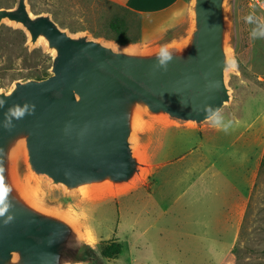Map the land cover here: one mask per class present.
Masks as SVG:
<instances>
[{
  "label": "water",
  "instance_id": "water-1",
  "mask_svg": "<svg viewBox=\"0 0 264 264\" xmlns=\"http://www.w3.org/2000/svg\"><path fill=\"white\" fill-rule=\"evenodd\" d=\"M3 22L30 48L42 43L51 64L0 88V264H83L101 252L42 180L64 195L123 190L142 177L156 124H198L228 103L229 0H189L180 22L128 46L73 34L27 0L0 7Z\"/></svg>",
  "mask_w": 264,
  "mask_h": 264
},
{
  "label": "rangeland",
  "instance_id": "rangeland-1",
  "mask_svg": "<svg viewBox=\"0 0 264 264\" xmlns=\"http://www.w3.org/2000/svg\"><path fill=\"white\" fill-rule=\"evenodd\" d=\"M15 3L16 0H0V7L10 8ZM27 3L32 14L48 13L60 27L73 34L88 32L93 38L121 45L115 40L108 25L114 16L124 17L127 24H130V35L137 34V22L132 14L107 0H27ZM229 5L233 39L231 56L235 68L227 73V85L231 95L228 103L214 116L198 124L171 121L156 124L146 150V169L142 177L123 190L95 196L64 195L61 188L53 185L48 189L45 179L42 180V190L47 197L71 205L83 218L91 242L99 252L98 245L101 240L117 237L124 246L121 253L110 260L90 252L89 261L83 264H264V5L255 4L252 0H229ZM26 41L27 35L22 28L6 22L0 24V88L7 89L14 79L26 77L31 72L45 71L48 74L51 55L45 52L42 43L38 42L30 48ZM134 44L137 42L121 46ZM230 115L241 121L238 126L244 128V138L226 150L234 136L229 127ZM212 124L217 132L207 134L201 146L206 156L203 165L209 168L213 165L211 178L208 177V169L203 174L202 184L198 183L188 189H183L184 183H164L163 175L166 173L178 178L180 170L179 165H176L157 173L159 184L155 188V197L148 203L138 201L129 206L136 212L134 215L128 213L129 207L127 210L124 208V202L116 204V197L122 193L140 186L148 188L152 168L158 161L157 151L165 127L188 125L205 128ZM247 125L250 128L245 130ZM157 130L158 134L161 132L159 135ZM252 133L253 139L251 136L247 137ZM185 136L182 143L190 150L201 142L198 131H190ZM257 153H260L259 166L248 187L249 197L243 221L234 242L228 247L224 244L218 246L220 235L217 233L223 234V242L230 243L233 230L226 231L222 224H216V219L223 214L217 211V200L214 197L212 200L210 196L245 195L247 182L244 177L255 167ZM199 185L204 187H198ZM182 189L185 195L172 207L177 213H165L163 208L169 206L170 200L167 197L162 198V193L169 192L171 196H175ZM203 192L209 197V201H213L211 212L187 210V198L191 194L197 196ZM201 204L199 201L196 205ZM133 227L141 232L138 238L132 235ZM203 232L205 238L201 236ZM209 244L216 245L212 248L217 252L210 253ZM225 248H228V255L223 261H219L220 250L223 252ZM131 257L136 262L131 263Z\"/></svg>",
  "mask_w": 264,
  "mask_h": 264
},
{
  "label": "crops",
  "instance_id": "crops-1",
  "mask_svg": "<svg viewBox=\"0 0 264 264\" xmlns=\"http://www.w3.org/2000/svg\"><path fill=\"white\" fill-rule=\"evenodd\" d=\"M107 1L113 2L116 5L123 7L126 11L132 14V16L135 18L137 22V34L135 35V37L137 38L136 42L140 43L158 36L159 34L165 32L167 29L172 28L174 25L180 22L184 17L189 0H107ZM164 25H166L165 28ZM128 26H129V30H131L130 24H128ZM228 118L231 121L229 123V127L232 129V134H234V136L232 137L231 145L227 147L226 150L235 146L237 141L242 140L244 138L243 137L244 128H239L238 126L241 124L239 118L232 115L228 116ZM247 128L249 129L250 127H248L247 125L245 130H247ZM215 129L216 128L214 127L213 124L211 125V127L209 125L205 128H194L188 125H171L165 127L161 133L162 134L161 145L159 146V150L157 151L158 161L156 162L155 166L152 168L151 179H150L151 182L148 188L140 186L137 189H131L129 191H126L116 197L117 203L116 202L115 203L118 205L119 203L123 204L124 202V208L126 210L127 207L133 205L134 202L137 203L138 201H140L141 203H143L145 201L146 203H148L153 197H155V188L159 184V180L157 179V173L160 170L162 171L165 169L167 170L169 168H173L176 165H179L180 175L176 179L175 177H172V175L166 173L163 175L164 183H170L173 181H174L173 184L184 183L183 189H188L189 187L191 188L193 186H197L198 183L202 184L201 182L204 181L203 174L208 169L210 172V175L208 177L211 178V176H213L211 173V169L213 165L211 168L203 165V161L206 156L202 152L203 147L201 146L203 145L202 142L203 138L207 134H212V133L215 134L217 132L215 131ZM182 130H185V133H182ZM190 131H198L201 135L200 138L201 142L199 143V145L193 146L194 148H192L191 150L190 148H186V146L182 143L183 139H185L186 137L185 134H189ZM249 136H251L253 139V133L251 135H247V137ZM176 138L182 140L175 141ZM246 143L248 144V146L250 145L247 138H246ZM255 160H256L255 167H253L251 171L247 174V176L244 177V180H246L247 182L245 187V191H246L245 195L233 194L231 196H226L220 194L216 196L215 195L210 196L212 200L213 197L217 200L216 204L217 206H219L217 211L223 214L221 218L219 217L216 219V224L218 223L222 224L223 228L226 231L230 229L233 230V236L231 238L230 243L227 241L223 242V240H225V237H223V234H221L220 232L217 233L220 235L219 236L220 241L218 246L224 244L225 247H228V245H231L232 242H234L237 230L239 229V226L243 221V214L249 197L248 187L250 186V182L254 176V173L256 172L259 166L260 153H257ZM235 174H237V172H235ZM225 178L226 180H229L228 177ZM198 187H204V186L199 185ZM183 189L182 192H180L175 196H171L169 192L162 193L163 194L161 196L162 198L167 197L170 200V202L168 203L169 206H165L163 208V211L165 213H169V214L177 213L172 207L175 205V202L180 200L181 196L185 195ZM204 194H205L204 192L198 194L197 196H193V194H191L186 200L187 210L190 209L191 212H193L194 210H199V211H205V213L206 212L210 213L212 209L211 206L213 201H209V197H206ZM207 200L209 201V203H206ZM199 201L202 202V204L196 205ZM128 213L134 215L136 212L134 211V209H132V207H129ZM210 222L211 221H209V223ZM209 223L208 225L211 228V223L210 224ZM218 229L219 227L217 228V230ZM131 232L132 235L136 238H138V236L141 235V232H139L135 227L131 228ZM201 236L205 238V232H203ZM213 245L214 244H209V246H211L210 253H212V251L217 252L216 249L212 248ZM125 246L127 247V242ZM128 255H129V249H128ZM227 255H228V248H225L223 252L220 250L219 261H223ZM130 260L131 263L136 262V259L134 260L133 257L129 258V261Z\"/></svg>",
  "mask_w": 264,
  "mask_h": 264
},
{
  "label": "trees",
  "instance_id": "trees-1",
  "mask_svg": "<svg viewBox=\"0 0 264 264\" xmlns=\"http://www.w3.org/2000/svg\"><path fill=\"white\" fill-rule=\"evenodd\" d=\"M110 30L114 33L115 40L121 44H127L131 42H135L137 38L135 36H131V32L129 30V26L122 16H114L108 23ZM48 74L45 71L40 72H31L28 76L43 78ZM263 160V159H262ZM101 255L110 260L112 258H116L122 251V243L118 241L116 238L101 240L98 245Z\"/></svg>",
  "mask_w": 264,
  "mask_h": 264
},
{
  "label": "built area",
  "instance_id": "built-area-1",
  "mask_svg": "<svg viewBox=\"0 0 264 264\" xmlns=\"http://www.w3.org/2000/svg\"><path fill=\"white\" fill-rule=\"evenodd\" d=\"M252 1L253 3L258 4V5H261V6L264 5V0H252Z\"/></svg>",
  "mask_w": 264,
  "mask_h": 264
},
{
  "label": "clouds",
  "instance_id": "clouds-1",
  "mask_svg": "<svg viewBox=\"0 0 264 264\" xmlns=\"http://www.w3.org/2000/svg\"><path fill=\"white\" fill-rule=\"evenodd\" d=\"M24 114L23 110H18L17 112L14 113V115L17 116H22Z\"/></svg>",
  "mask_w": 264,
  "mask_h": 264
}]
</instances>
